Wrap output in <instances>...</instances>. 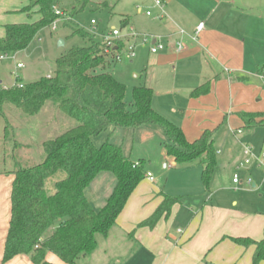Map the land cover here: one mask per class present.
Wrapping results in <instances>:
<instances>
[{"label":"crops","instance_id":"obj_1","mask_svg":"<svg viewBox=\"0 0 264 264\" xmlns=\"http://www.w3.org/2000/svg\"><path fill=\"white\" fill-rule=\"evenodd\" d=\"M161 1L164 13L151 0L149 6L152 10H146L151 12L149 16L145 11L143 21L139 22L132 21L127 13L121 14L120 28L135 29L136 33L148 38L146 41L136 39L134 43L140 42L146 47L147 55L141 60L143 84L153 92L152 108L179 126L190 142L199 138L203 131L212 130L216 167L207 188L201 181V175V186L197 184L196 177L195 190L198 191H192L188 185L164 191L157 183L148 188L139 183L107 235L97 234L95 249L80 255L75 264H253L255 246L245 247L233 239L260 241L263 238L264 204L258 200L261 194L255 198L247 196L250 193L256 195L261 188L258 189L254 182L251 185L253 191L243 186L236 188L233 176L230 182L227 171L231 167L232 171L236 168L231 163L235 148L225 142L218 143L220 148L215 147V127L225 118L239 125L237 131L242 127L253 129L264 125V122L258 125L250 123L247 127L246 119L249 118L240 116L241 113H264V79L256 73V67L264 63V0ZM26 4V0H0V38L5 35L4 25L38 18L37 14L28 18L21 11ZM200 22L204 27L193 40L191 37ZM181 31L185 34L182 35ZM129 34L124 37L119 34L117 38L123 41V47L132 41ZM155 41L163 43L165 49L151 53L149 47ZM178 41L183 45L180 51L176 50ZM25 50L11 53L14 54L12 61H16ZM16 64L0 65L1 85L14 84L10 75L18 70ZM114 66L115 61L109 70L119 81L115 77ZM133 76L137 77V74ZM20 80L26 83L23 78ZM201 87H206L203 93L192 95ZM60 117L62 122H68L67 118ZM147 127L149 125H142L137 129L147 130ZM116 129L108 127L94 138V143L98 145L108 140L119 145L113 139ZM50 130L57 133L60 128L56 124ZM237 131V140H240L243 133L242 130L240 133ZM29 135L19 136L26 146L24 153L30 151L32 140ZM42 139H38L39 147ZM261 151L264 148L257 153ZM28 153L24 155L30 157ZM163 154L165 167L177 168L173 157L167 156L164 150ZM193 165L202 171L199 163L183 164L175 175L179 179L184 178L187 172L182 171L188 170L182 169ZM252 168L247 170L252 172ZM12 181L11 174L0 172V264H33L25 255H17L5 263L1 261L10 219ZM114 186V176L100 172L85 188L84 195L95 209H99L104 206ZM192 192L198 195L197 199L191 198ZM163 195L178 198L169 215L162 216L152 228L138 226L154 213ZM45 258L52 264H64L51 252L46 253ZM259 264H264V261Z\"/></svg>","mask_w":264,"mask_h":264},{"label":"trees","instance_id":"obj_2","mask_svg":"<svg viewBox=\"0 0 264 264\" xmlns=\"http://www.w3.org/2000/svg\"><path fill=\"white\" fill-rule=\"evenodd\" d=\"M21 9L28 18L37 14L35 21L4 25L5 35L0 38V53L25 50L38 33L57 18L56 10L63 0H26ZM89 0H82L81 7ZM76 10H71V19ZM74 33L89 42L72 46L55 59L50 76L16 84L0 90V116L5 107L13 106L27 116L40 113L50 102L74 120V125L42 141L43 159L35 164L17 163L4 171L13 176L10 193V219L5 238L2 263L17 255L27 256L33 264H52L46 253L55 254L64 264H75L80 255L95 249L96 235H107L123 210L128 198L145 178L144 160L125 156L121 146L105 140L95 144L94 138L108 127L137 128L159 125L168 141L163 144L167 156L178 164L199 163L201 181L207 188L215 170L213 131L205 130L199 138L188 141L179 126L170 122L151 106L153 92L147 86L132 88L131 102H125L126 86L116 80L109 70L115 52L123 48V41L113 40L110 54L104 49L110 45L96 41L82 28ZM264 79V63L256 67ZM206 87L192 95L203 93ZM242 118H253L252 123L264 122V113H241ZM255 119H259L255 123ZM4 127L6 139L9 126ZM251 121L246 119V126ZM25 145L14 141V149ZM28 147V146H27ZM100 172L115 178V186L103 207L95 209L84 195L85 188ZM177 197L163 195L154 213L138 226L152 228L162 216L170 213ZM242 246L254 245L253 264L264 261V235L260 241L235 238Z\"/></svg>","mask_w":264,"mask_h":264},{"label":"rangeland","instance_id":"obj_3","mask_svg":"<svg viewBox=\"0 0 264 264\" xmlns=\"http://www.w3.org/2000/svg\"><path fill=\"white\" fill-rule=\"evenodd\" d=\"M151 0H89L88 3L79 10L82 0H63L58 7L61 11V15L56 19V29L52 30L50 26L43 28L38 35L32 40L25 51L21 52L16 61H12L14 54H10L9 58L1 61L0 65L9 66L14 62L15 64L21 63L23 67L16 71L22 81L30 82L34 81L41 76L52 74L54 70L55 59L65 53L72 46H84L89 42L83 36L74 33V28L80 27L85 32H88L96 41L102 39L112 28L119 31L120 36H126L130 32V28H120L121 14H126L132 21H143L145 11L152 10V6H149ZM75 9L71 19V10ZM139 8L140 11H137ZM91 20L95 21V24L90 23ZM134 32H137L133 29ZM40 39V40H38ZM59 40L63 41L62 45H58ZM128 42L123 48L122 59L115 62V77L120 82L124 83L127 87L125 94V102L129 103L132 100V88L134 86L144 85V66L142 65V59H145L147 55L146 47L137 42L134 46L135 56L133 58L126 57L124 52L127 51ZM113 68V69H114ZM137 77H134V74ZM49 76V75H48ZM14 81V77L10 75ZM3 116H0V172L11 170L17 163L24 165L35 164L40 162L43 157L42 145L38 146V139H50L65 129L74 125V120L69 118L66 114L57 109L53 103H46L42 107L43 109L34 116H27L15 109L13 106L8 105L5 107ZM170 109V108H166ZM59 113V114H58ZM161 114V113H160ZM67 118L68 122H62L61 117ZM163 116V115H162ZM62 117V118H63ZM164 117V116H163ZM248 121L253 118L248 117ZM230 118H225L219 126L215 127L216 144L215 147H219L218 143L225 142L231 143L235 148L233 157L231 155V163H234L233 167L227 171L230 182L233 174L235 173L238 178V183L234 186L238 188L243 186L249 191H253L251 187L252 183H256L257 188H261L259 193H250L247 196L253 197L261 194L258 198L264 204V163L260 166L248 167L243 163L242 149L244 146L250 147L254 153H257L261 148H264V125H258L251 128H240L242 130V140H237V123L231 122ZM264 120V119H263ZM8 123L9 130L6 139H4V127L6 122ZM259 119H255L257 123ZM59 126V132H52L51 126ZM148 129L137 128H124L117 127L113 139L117 144L121 146L122 152L125 156L130 157L132 160L142 159L144 160V169L151 174L153 182L141 181L145 187L153 186L156 183L162 186L164 191H167L170 187H177L179 185H188L192 191L196 188V177L198 179L197 184H200L201 169L199 166L193 165L189 169H182L188 171L184 178H178L176 174L181 171L183 164L177 163V168L172 166L165 167L166 158L163 154V144L168 141L164 135L163 129L157 124H148ZM147 131V132H144ZM29 137L32 140L30 143V151L24 153L23 149H14V141L17 140L21 143V135ZM23 144V143H22ZM25 147V146H24ZM40 148V149H39ZM218 150V149H217ZM31 154L30 157L24 154ZM216 153V148H215ZM226 153H228L226 151ZM252 168L254 171L249 172L247 169ZM248 180L251 183H248ZM200 188V187H199ZM190 189V188H189ZM255 190L254 192H256ZM191 198H196L198 195L194 194ZM189 199V198H185ZM197 199V198H196ZM264 208V207H263Z\"/></svg>","mask_w":264,"mask_h":264},{"label":"built area","instance_id":"obj_4","mask_svg":"<svg viewBox=\"0 0 264 264\" xmlns=\"http://www.w3.org/2000/svg\"><path fill=\"white\" fill-rule=\"evenodd\" d=\"M154 5L159 8V10L163 12V3L161 0H154ZM56 14L58 16L61 15V11L59 9L56 10ZM151 14L150 11H146V15L149 16ZM56 23L57 21L55 20L51 25V29L52 30H55L56 29ZM90 23L92 25L95 24V21L94 20H91ZM204 25L202 22L198 23L197 26L195 27V30H194V34L193 36L191 37L193 40H195L197 38V35L202 31ZM182 35L185 34L183 31L180 32ZM130 38L132 39V41L130 43H128V46H127V51L124 52V55L126 57H129V58H133L135 56V51H134V46H135V43L134 41L136 39H142L143 41H146L148 38L147 36H142V35H139L138 33L134 32L133 30L130 31V34H129ZM119 38V31L112 28L111 31H109L107 34H105L103 37H102V40L101 41H104V42H107L109 45H110V48H105L104 49V53L105 54H110L111 51V47H113L114 43H113V40L114 39H117ZM124 48V47H123ZM123 48L119 51V52H115L114 55H113V60L115 62L117 61H120L122 59V56H123ZM183 48V45H182V42L181 41H178L176 42V50L177 51H180L181 49ZM165 49V46L163 43L161 42H157L155 41L154 44L150 45L149 47V50L151 53H157V52H160L162 50ZM11 53H5V52H2L0 53V62L1 61H4L6 59L9 58ZM23 66V64L21 63H17L16 64V69H20L21 67ZM11 75L14 77V84H16L18 87H22L23 86V83L21 82L19 76L17 75L16 71H12ZM13 84V85H14ZM9 86H3L0 84V90L2 89H5ZM238 133H240V130L237 131ZM242 154H243V163L244 165L248 166V167H251V166H260L264 163V151H261L259 153H254L252 151V149L250 147H246L244 146L243 149H242ZM145 178L150 181V182H153V177L151 176L150 173H146V176ZM233 183H238V178H237V175L234 174L233 175V179H232ZM248 183H251L250 180H248Z\"/></svg>","mask_w":264,"mask_h":264},{"label":"water","instance_id":"obj_5","mask_svg":"<svg viewBox=\"0 0 264 264\" xmlns=\"http://www.w3.org/2000/svg\"><path fill=\"white\" fill-rule=\"evenodd\" d=\"M62 44H63V41L59 40L58 45H62Z\"/></svg>","mask_w":264,"mask_h":264}]
</instances>
